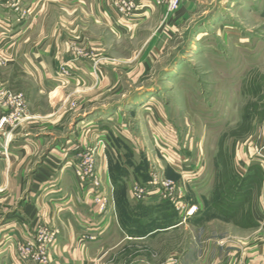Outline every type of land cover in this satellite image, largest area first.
<instances>
[{
  "label": "rangeland",
  "instance_id": "1",
  "mask_svg": "<svg viewBox=\"0 0 264 264\" xmlns=\"http://www.w3.org/2000/svg\"><path fill=\"white\" fill-rule=\"evenodd\" d=\"M93 1H54L43 30L60 34L51 57L60 75L64 69L74 77L80 63L104 72L86 83L85 95L66 83L38 98L37 109L52 111L57 122L65 116L54 127L65 135L72 119L110 105L131 137L114 143L125 149L129 168L117 176L137 182L132 196L136 186L173 183L181 221L196 206L188 220L205 211L204 221L228 219L230 231L258 228L252 201L254 183L264 197V0H180L173 10L172 0H99L98 12ZM5 91L11 105L0 116L7 120L0 133L19 127L27 108L23 92ZM243 150L253 157L245 159ZM79 161L80 154L73 165ZM45 244L40 238L32 254L44 253Z\"/></svg>",
  "mask_w": 264,
  "mask_h": 264
},
{
  "label": "crops",
  "instance_id": "2",
  "mask_svg": "<svg viewBox=\"0 0 264 264\" xmlns=\"http://www.w3.org/2000/svg\"><path fill=\"white\" fill-rule=\"evenodd\" d=\"M54 1L69 3L0 0V91L23 92L27 102L22 124L0 133V264H264V215H256L264 212V197L258 198L256 183L252 208L258 228L230 231L228 219L204 221L205 211L181 221L171 198L155 192L138 203L132 196L136 180L117 176L129 168L115 139H131L117 124L118 110L102 106L87 119H72L67 134L56 135L54 127L65 116L54 121L52 111L37 109V99L66 83L76 96L85 95L86 83L93 85L104 70L97 74L80 63L74 77L65 78L54 68L53 43L60 34H46L43 28L51 20H42ZM93 4L98 12L100 1ZM5 98L0 95V116L11 105ZM89 149H94L99 188L81 183L70 169ZM253 155L243 150L245 159ZM97 198L107 199L106 213L99 212ZM42 236H52L45 244L46 262L20 258L21 245L36 249Z\"/></svg>",
  "mask_w": 264,
  "mask_h": 264
},
{
  "label": "built area",
  "instance_id": "3",
  "mask_svg": "<svg viewBox=\"0 0 264 264\" xmlns=\"http://www.w3.org/2000/svg\"><path fill=\"white\" fill-rule=\"evenodd\" d=\"M173 2H171V6L170 9L173 10L174 8H177V6L179 5L180 0H172ZM133 5L132 1L131 4ZM61 75L65 78H67L69 76V72H67L66 70L62 69L61 70ZM17 100V101H15ZM14 100V103L17 104V106H22V104H24V102L22 101V99L19 97H17ZM18 108V107H17ZM7 120L6 119H0V129L3 128L6 124ZM168 150H170V148H167ZM173 153H175V149L171 150ZM175 159V158H174ZM176 160V159H175ZM70 169L73 170L76 178L81 182V183H91L94 185V187L99 188L100 183L97 180L96 177V158H95V153L89 152V153H83L80 155V161L79 163L75 164V165H71ZM154 187H138L136 186L134 188L133 191V196L134 199L137 202H141L146 200L148 197H150L151 193H155L158 192L159 196H164L168 193V188L171 191L170 194L168 195L169 198H171V201L174 203L175 208H177V210H180V205L181 202L179 201L181 199V197H178L177 195H174L176 192L174 191L176 189V187L174 186L173 183H169V182H154L152 184ZM96 204L99 207V212L101 214H104L107 212L108 208V201L107 199H100L97 198L96 199ZM182 208H185L184 205H182ZM197 207H191L189 209V211H187L186 216L184 218V221H187L189 218L193 217V214H195L197 212ZM42 238L45 239V242L49 243V241L51 242L52 236L49 238H46V236H42ZM91 240H94L95 237L92 236L90 237ZM28 248L27 250H25L24 248ZM21 247V256H31L35 261L41 262V263H45L46 262V250L44 251V253H37L38 255L35 256L32 254V251L34 249V247H32L31 245H27V246H23ZM35 251V250H34ZM26 259V258H23Z\"/></svg>",
  "mask_w": 264,
  "mask_h": 264
}]
</instances>
